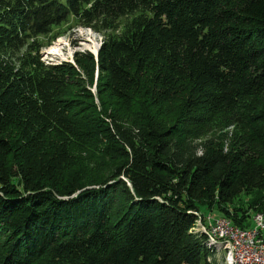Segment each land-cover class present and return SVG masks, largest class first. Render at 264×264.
<instances>
[{"label": "trees", "instance_id": "obj_1", "mask_svg": "<svg viewBox=\"0 0 264 264\" xmlns=\"http://www.w3.org/2000/svg\"><path fill=\"white\" fill-rule=\"evenodd\" d=\"M70 22L96 54L43 62ZM200 208L264 210V0H0V264H219Z\"/></svg>", "mask_w": 264, "mask_h": 264}, {"label": "rangeland", "instance_id": "obj_2", "mask_svg": "<svg viewBox=\"0 0 264 264\" xmlns=\"http://www.w3.org/2000/svg\"><path fill=\"white\" fill-rule=\"evenodd\" d=\"M68 25L69 26L67 27H62L60 32L55 34L49 42L39 47L38 52L40 59L43 62L49 63L58 60H67L72 62L73 53L75 51L88 50L93 54H96L102 33L85 25L72 24L71 22ZM91 90L94 91L93 85H91ZM94 101L97 103L96 98H94ZM232 129L233 127L231 125L218 121L217 124L211 125L210 130H207L204 135H217L218 137H222V142L225 143L226 139L231 136ZM68 152L70 153L69 157L73 160L72 165L80 166V169H77V173L83 179H88L92 175H100L105 169L104 159L99 156L100 152L94 151V149L83 150L82 147L73 145L68 148ZM199 213L200 215L211 213L212 215H215V217L220 216L216 213L214 208L209 211L204 208H200ZM204 221L205 220L202 222L204 223ZM215 256L220 258L219 264H227L223 255Z\"/></svg>", "mask_w": 264, "mask_h": 264}, {"label": "built area", "instance_id": "obj_3", "mask_svg": "<svg viewBox=\"0 0 264 264\" xmlns=\"http://www.w3.org/2000/svg\"><path fill=\"white\" fill-rule=\"evenodd\" d=\"M197 217L206 221L207 230L211 233L226 231L227 241L232 244L239 264H264V215L254 218L251 228L243 233H234L221 219L211 213Z\"/></svg>", "mask_w": 264, "mask_h": 264}, {"label": "bare ground", "instance_id": "obj_4", "mask_svg": "<svg viewBox=\"0 0 264 264\" xmlns=\"http://www.w3.org/2000/svg\"><path fill=\"white\" fill-rule=\"evenodd\" d=\"M261 215H264V210L255 212L251 217V222L254 218ZM217 218L221 219L231 230H233L234 233H243L251 228V226L249 228L234 226L227 218L221 216H217ZM201 220V217H198L191 230L203 232L206 235L207 243L214 249V255H223L227 264H239L232 244L224 241L226 238V231H219L217 233L210 234L207 230L206 221L203 223V220Z\"/></svg>", "mask_w": 264, "mask_h": 264}, {"label": "water", "instance_id": "obj_5", "mask_svg": "<svg viewBox=\"0 0 264 264\" xmlns=\"http://www.w3.org/2000/svg\"><path fill=\"white\" fill-rule=\"evenodd\" d=\"M95 55V54H94Z\"/></svg>", "mask_w": 264, "mask_h": 264}]
</instances>
